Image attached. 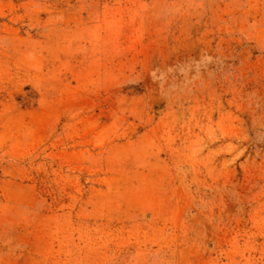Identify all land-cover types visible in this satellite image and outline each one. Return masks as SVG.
I'll return each instance as SVG.
<instances>
[{"label":"rangeland","instance_id":"obj_1","mask_svg":"<svg viewBox=\"0 0 264 264\" xmlns=\"http://www.w3.org/2000/svg\"><path fill=\"white\" fill-rule=\"evenodd\" d=\"M0 264H264V0H0Z\"/></svg>","mask_w":264,"mask_h":264}]
</instances>
